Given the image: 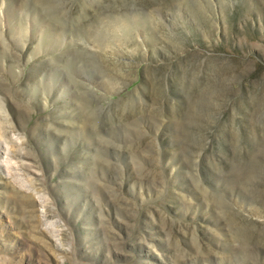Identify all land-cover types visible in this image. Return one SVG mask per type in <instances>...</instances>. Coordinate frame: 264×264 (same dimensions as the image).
Segmentation results:
<instances>
[{
	"label": "rangeland",
	"instance_id": "1",
	"mask_svg": "<svg viewBox=\"0 0 264 264\" xmlns=\"http://www.w3.org/2000/svg\"><path fill=\"white\" fill-rule=\"evenodd\" d=\"M0 264H264V0H0Z\"/></svg>",
	"mask_w": 264,
	"mask_h": 264
},
{
	"label": "bare ground",
	"instance_id": "2",
	"mask_svg": "<svg viewBox=\"0 0 264 264\" xmlns=\"http://www.w3.org/2000/svg\"><path fill=\"white\" fill-rule=\"evenodd\" d=\"M3 8H4V7H3ZM3 145H4V146H3ZM5 145H6V144L3 143L1 148H2V149H5V151L8 152V151H9V148L6 147ZM8 153H9V152H8Z\"/></svg>",
	"mask_w": 264,
	"mask_h": 264
}]
</instances>
